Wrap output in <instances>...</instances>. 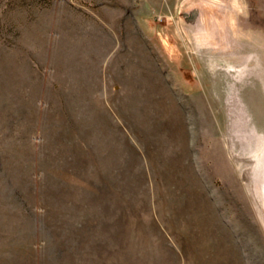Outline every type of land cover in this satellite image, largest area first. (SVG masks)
Here are the masks:
<instances>
[{
  "label": "rangeland",
  "instance_id": "374dc122",
  "mask_svg": "<svg viewBox=\"0 0 264 264\" xmlns=\"http://www.w3.org/2000/svg\"><path fill=\"white\" fill-rule=\"evenodd\" d=\"M0 264H264V0H0Z\"/></svg>",
  "mask_w": 264,
  "mask_h": 264
},
{
  "label": "bare ground",
  "instance_id": "6f19581e",
  "mask_svg": "<svg viewBox=\"0 0 264 264\" xmlns=\"http://www.w3.org/2000/svg\"><path fill=\"white\" fill-rule=\"evenodd\" d=\"M156 98V97H155ZM149 99V98H148ZM165 99V98H164ZM155 101V100H154ZM159 103V102H158ZM160 106V105H159ZM201 227V226H200ZM213 247V246H212Z\"/></svg>",
  "mask_w": 264,
  "mask_h": 264
}]
</instances>
